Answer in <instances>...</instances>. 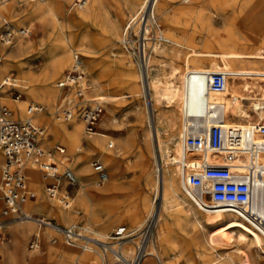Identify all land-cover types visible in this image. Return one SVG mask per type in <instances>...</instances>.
<instances>
[{"label":"bare ground","instance_id":"6f19581e","mask_svg":"<svg viewBox=\"0 0 264 264\" xmlns=\"http://www.w3.org/2000/svg\"><path fill=\"white\" fill-rule=\"evenodd\" d=\"M11 1L8 0L0 5V7L5 5L0 9V15H6L14 25L26 24L33 17L38 19L39 23L43 24L42 33L47 36V38H41L39 35V47L49 45L51 51L44 70L37 75L32 68L28 67V60L36 52L33 42L27 39L29 36L18 35L16 38L18 45H15V41L13 46L3 47L4 58L0 63V84L12 89L21 88L24 98L13 100L0 91V108L8 107L12 111L13 119L18 122H32L33 125L40 124L44 127L35 125L43 132L39 144L46 155L43 158L33 157L27 161L24 169L26 170L25 185L18 190L21 195L29 192L26 186L32 190L35 187L38 198L23 203L18 214H10L0 219V230L15 225L10 228L15 249L7 254L6 259L5 250L0 249V264H41L46 257H52L55 253L57 258L51 264H124L117 263L112 253H108L104 259L96 247L84 250L82 245L85 238L111 244L113 249L121 251L126 260H130L134 250L130 245L134 246L135 238L149 220L155 222V229L144 264H156V261L154 262L156 257L160 259V264H195L196 260L193 262L192 255L203 246L217 253L212 261L201 257L204 264H216L218 259H226L225 255L218 252L221 247L238 246L237 251L244 254L246 264L253 263L247 253L248 250L241 247L253 248L264 254V232L248 224L238 214L224 208L202 212L184 191L180 179L183 165L189 169L197 166H220L227 152L226 148L206 144L203 150L189 153L183 159L180 133L187 115L223 117L228 141L234 139L243 141L247 132L253 140L264 139V69L251 65L264 61V53L197 50L195 46L187 42V36H184L181 31L177 19V14L187 13L188 6L183 3L185 1L190 3L191 0H167L169 3L177 1L182 4L176 15L168 19L169 27L172 28L160 31L159 42L153 46L150 54L147 53L146 43L143 49H139L137 69L129 65L125 66L127 62L123 61L125 68L123 70H126L125 84L128 89L136 94L141 88L146 98L147 114L137 113L140 121L136 131L139 136L138 142H132L123 132L116 131V125L109 124L110 116L114 115L109 101L99 128L110 130L117 135L111 136L105 131L89 134L85 130L79 110L75 108H78L76 105L79 104L93 103L86 95L84 99L77 96L74 99L75 86L70 89L59 87V83L71 68L76 50L82 51L79 47L85 42L82 38L79 40L80 46H76L67 20L69 14L58 12L57 7L68 0H49L48 2L41 0L40 4L32 5L23 12L14 8V5L9 8ZM158 2L159 0H143L138 11L129 17L122 30L114 20L117 10L108 9L104 0H74L66 10L75 11L97 30L107 35V39L100 38L96 43L100 50L105 44L122 43L126 40L145 13L147 21L145 19L143 41L148 40V29L156 20L155 8ZM234 41V38H231L226 43ZM92 52V49L88 50V53ZM160 57L170 60V70L163 75L153 72V65ZM15 71L19 75L17 78L11 76ZM219 73L228 74L227 82L223 88H212L210 79L214 74ZM106 88H108L107 85L104 86V90ZM96 96L98 100H102L98 94ZM66 102H73V115L69 119L57 115ZM33 104L41 106L42 111L32 114L29 107ZM158 104L163 105L162 113ZM209 120L205 123L208 128L219 123L216 120ZM154 129L157 130V136ZM56 142L64 144L71 153L86 146V156L76 157L71 164L72 167L65 166L66 162L62 158L66 155L64 147L57 145L50 152L51 146ZM58 147L64 148L65 155L58 152ZM98 149L102 151L95 161H100L103 165L108 164L111 175L104 189L92 191L87 187V183L92 181L93 176L90 156ZM238 150L240 157L235 164L237 171L239 173L253 172L254 161L251 151L240 144ZM57 153L62 157L53 156ZM126 155L133 156L132 165H124L123 160ZM4 160V154L0 151V162L3 163ZM54 161L59 170H62L63 166L70 167L74 171L79 183L75 195L71 196V192L65 185H60L57 199H51L47 194V185L54 183L55 180L44 173V165L46 162ZM259 162L264 165V153ZM153 166L155 168L154 197L150 200L144 195V190L152 187V180L145 177ZM128 168H133L135 174L137 173L133 180L125 176ZM5 191V187L0 183V197ZM94 193L100 194L104 199L101 206L96 201ZM65 199L69 200V208L64 206ZM44 209L54 212L66 228L76 229L83 238H79L75 244H72L62 233L44 227L40 223L42 218H36L38 212ZM146 214L147 220L139 224L136 229L127 231L122 242H111V239L116 240L115 237L102 228L96 229L89 223L82 227L78 224L81 221L134 223L145 219ZM9 221L14 222L3 226ZM175 229L184 233L182 242L174 236ZM86 232L91 236L85 235ZM34 239L40 241V247L28 248V241ZM232 258L229 256L226 260Z\"/></svg>","mask_w":264,"mask_h":264},{"label":"rangeland","instance_id":"374dc122","mask_svg":"<svg viewBox=\"0 0 264 264\" xmlns=\"http://www.w3.org/2000/svg\"><path fill=\"white\" fill-rule=\"evenodd\" d=\"M48 1L49 0H47V2ZM73 1L74 0H68L64 2L63 5H57V8L60 14H69L67 20L69 21L70 31L75 39L76 46H80V39L84 38L85 40L84 44L79 47V49L81 48L82 51L76 50L75 53L82 55L83 62L85 65V84L88 90L86 97L92 103H94V101H101L104 104V114L102 116V119H104L105 117L106 108L108 106L109 101L110 107H112L114 112V115H111L108 120L109 124L112 126L116 125V131L123 132L125 136H127L132 142H138L139 136L137 135L136 131L138 130V125L140 124V121L137 113H145V115L147 114L146 98L141 88L140 92L136 94H133L128 89L127 85L125 84L126 70H123L125 69L123 66V61L127 62L126 65L124 64L125 66L129 65L130 67L132 66L137 69V52L139 51V49H143V46L146 43L147 53L150 54L152 52L153 46L159 42V38L161 35L160 31L166 28H172L169 27L168 19H170L172 15H176L177 11L182 6V4L177 1L169 3L167 0H159L155 8L156 20L153 26H149L148 29V40L143 41V32L147 21V14L145 13L146 16L145 14L143 15V17L138 21L136 29L130 32L126 40H124L122 43L118 42L114 44H107L108 46L105 44V46H102L99 50V46L96 44L97 41L100 38L107 39V35H104V33L102 31H99V29L97 30V28L92 26L91 23L84 20L80 15H77L75 11L68 9L66 10V8L69 7ZM142 1L143 0H104V4L108 9L113 10L115 8L117 10L116 11L114 9L116 11V17L114 16V20L116 21L119 29L122 30L129 17L138 11ZM39 2H41V0L36 2H32L31 0H12L8 7L11 8L12 5H14V8L23 12L32 5L40 4ZM183 4L185 6H188V8L186 9L187 13H185V15L177 14L179 26L181 27V31L183 32L184 36H187V42L195 46L197 50H215L218 52H221L223 50H236L245 53H264V0H191L190 3L185 1ZM4 6H1L0 9H2ZM120 13H122V16L120 15ZM3 17L8 18L6 15L2 14L0 15V20ZM15 26L17 28L27 27L32 31L31 35L27 37V39L33 42V46L36 52L28 60V67L32 68L37 75L41 74V72L44 70L45 63L49 60V53L51 51V46L49 45L39 47V35L41 38H47V36L42 33L43 24H40L39 20L33 17L30 22L26 24L19 23ZM231 38H234L235 41L226 43ZM15 45H18L17 41ZM91 49L93 50V52L88 53V50ZM251 65L264 69V61H259V63H252ZM169 70L170 60L168 58L160 57L156 60L153 65L154 74L163 75ZM11 76H13V78H17L19 75L15 71L11 74ZM163 78L165 79V77ZM105 85H107L108 88L104 90ZM0 91L1 93H4L5 96L13 100L18 99L20 97L24 98L21 88L15 87L12 89L5 85L4 88ZM74 91H76V88ZM96 94H98L102 98V100H98ZM75 98L76 95L74 96V99ZM77 106L78 108L75 109L78 111L80 110V107L85 106V104H79L76 105V107ZM159 109L160 113H162V104L159 105ZM78 113L80 114L81 112L79 111ZM57 115L62 117L61 111ZM102 119L99 122L96 131H105V133H108L111 136H116L117 133H114L110 130H106L102 127L101 129L99 128V126L102 124ZM63 121L69 122L70 120ZM35 125L44 128L40 124ZM154 133L155 136H157L156 129H154ZM57 145H62V147L66 149V155L62 157V155L57 153L53 156L60 155V157L63 158L64 162H66L65 166L68 165L72 167L71 164L74 163L76 157H85L87 153L86 146L85 148H82L77 152L71 153L64 144L59 142H56L51 146L50 152H52V149ZM101 151V149H98L91 153L90 161L92 164L100 155ZM132 159L133 156L126 155L123 160L124 165H132ZM104 165L110 177L111 174L108 168V164ZM64 168L65 167L62 166V170L60 171H63ZM135 175H137V173L135 174L133 168H128L125 176L133 180L136 177ZM154 177L155 168L153 166L150 172L145 177L146 179L148 178L152 180V187L146 188L144 190V195L148 196L150 200H153L154 197ZM96 178L97 175L93 170L92 181L90 183H87V187L90 188L92 191H100L106 186L105 185L102 188H96ZM60 185H65L67 190L69 187L71 196L75 195L77 189L79 188V183L76 186H69L68 182L65 180H62ZM26 189L29 191H34L36 194L38 193L35 187H33L32 190L30 187L26 186ZM94 196L96 198V201L101 206V204L104 202L102 196L96 193H94ZM36 197L38 198V194ZM78 209L80 210L79 207ZM78 209L75 208V210ZM36 218H45L63 227L66 226L56 217V214L54 212L48 209H44L41 212H38ZM145 220H147V214L145 215V219L141 220L140 224H142ZM12 222L14 221H9L8 223L3 224V226L11 224ZM87 223L88 222L86 221H81L78 224L82 227ZM14 226L15 225H11L0 230V249L5 250V259L7 257V254L13 252L15 249L13 244V238L10 233V228ZM118 227L126 226L118 225ZM118 227H116L112 232H110V235H112V237L114 231L117 230ZM126 229L127 231L130 230L128 227H126ZM84 234L91 236V234L88 232ZM173 234L178 240L182 242V236L184 234L183 232L177 231V229H175L173 231ZM116 241L117 240L111 239V242ZM31 242V240L28 241V248H30ZM130 247L134 249L133 245H130ZM241 248H244L246 251L248 250L247 253L250 255L253 264H264V254L261 251H256L253 248L248 249L246 246H243ZM237 249L238 246L230 248H219L218 252L222 255H225L226 259H228L229 256L233 258L231 260L218 259L216 264H246L243 257L244 254L239 253ZM215 255H217L216 251H214L213 249L205 248L203 246L194 252V254L192 255V259L193 262H195V259L200 260V262L196 261L195 264H204V261H201L200 259L201 257H203L204 260L212 261L213 259H215ZM56 258L57 254L55 253L52 257H46V259H44L46 261L43 260L41 264H51L56 260Z\"/></svg>","mask_w":264,"mask_h":264},{"label":"built area","instance_id":"2783aa9c","mask_svg":"<svg viewBox=\"0 0 264 264\" xmlns=\"http://www.w3.org/2000/svg\"><path fill=\"white\" fill-rule=\"evenodd\" d=\"M8 0H0V5ZM32 2L38 0H31ZM32 31L28 28H17L8 18L0 20V63L4 58L3 47L13 46L18 35L30 36ZM84 62L82 55L76 53L71 68L67 71L65 78L59 83L60 88L70 89L76 87L77 98L84 99L87 90L85 84ZM228 74H214L210 79L212 88H223L227 82ZM4 85L0 84V88ZM19 97V96H18ZM73 102H66L61 108L62 116L69 119L73 115ZM101 101H94L80 107V114L87 133L96 131L99 122L104 114V107ZM206 107L204 113L206 114ZM29 111L32 114L42 111L39 105H31ZM218 121L212 128L206 126L207 120ZM43 135L42 130L30 122H18L12 117V111L8 107L0 109V151L4 154L5 160L0 162V183L6 191L0 197V219L10 214H18L21 205L26 201H33L36 194L29 191L19 194L18 190L25 185V166L29 159L33 157L43 158L45 152L40 148L39 139ZM180 140L183 147V159L189 153L201 151L206 144L212 147L226 148L223 164L220 166H197L188 168L183 165L180 179L184 191L192 198L196 207L202 212L224 208L241 216L248 224L264 232V165L259 160L264 153V139L253 140L247 132L243 141L234 139L228 141L227 132L224 128V118L210 115H187L184 119ZM251 151L254 161V169L251 173H239L236 169L238 160V146ZM58 152L65 155L64 148L58 147ZM50 155V154H49ZM93 170L97 175L95 181L96 188H102L108 182L109 174L100 161L93 163ZM44 172L54 183L47 185V194L51 199L59 197L60 182L65 180L69 186L78 184L77 177L70 167H65L60 171L57 163L46 162ZM258 190V191H257ZM256 191V192H255ZM64 205L70 207L68 199ZM40 223L46 228L62 233L68 242L75 244L81 235L76 229L63 227L51 220L42 218ZM155 222L149 220L134 243L133 257L126 260L119 249H113L111 244H105L85 238L83 249L88 250L96 247L105 259L108 253H112L117 263L124 264H144L149 252L148 249L153 240ZM127 233L126 227H119L114 231L113 236L118 242L124 241ZM117 242V243H118ZM41 245L38 239H34L31 249L39 248ZM156 264H160V259L156 257Z\"/></svg>","mask_w":264,"mask_h":264},{"label":"crops","instance_id":"0c3cea01","mask_svg":"<svg viewBox=\"0 0 264 264\" xmlns=\"http://www.w3.org/2000/svg\"><path fill=\"white\" fill-rule=\"evenodd\" d=\"M21 28H27V27H21ZM68 190L70 191L69 187ZM88 223L94 226L96 229L102 228L105 232H112L116 227H118V225L126 226L129 229H135L141 223V221H136L134 223H128V221H88ZM195 260L197 262H200V260L198 259Z\"/></svg>","mask_w":264,"mask_h":264}]
</instances>
